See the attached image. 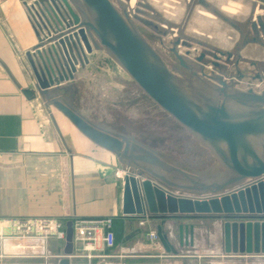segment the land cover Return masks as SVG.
Segmentation results:
<instances>
[{"label": "water", "instance_id": "95a60500", "mask_svg": "<svg viewBox=\"0 0 264 264\" xmlns=\"http://www.w3.org/2000/svg\"><path fill=\"white\" fill-rule=\"evenodd\" d=\"M183 1L185 11L175 22L149 0H24L37 42L25 53L35 82L22 93L38 96L115 156L125 169L122 215L159 220L156 236L165 252L181 255L183 247L194 246L193 226L181 224L173 245L167 220L210 217L221 220L222 255L264 256V58L242 54L253 46L264 51V0H237L248 4L238 18L214 0ZM196 7L236 32L234 42L223 48L187 33ZM92 51L104 52L183 127L216 160V169L188 170L132 134L83 115L73 104L74 79ZM73 248L68 219L57 264H70Z\"/></svg>", "mask_w": 264, "mask_h": 264}, {"label": "crops", "instance_id": "0c3cea01", "mask_svg": "<svg viewBox=\"0 0 264 264\" xmlns=\"http://www.w3.org/2000/svg\"><path fill=\"white\" fill-rule=\"evenodd\" d=\"M218 1L213 2L227 14L237 18L246 14L235 15L240 8L237 0ZM183 11L173 20L179 21ZM188 24L192 35L212 41L209 34L214 23L193 18ZM198 28L204 30L200 35L195 31ZM36 42L24 0H0V219L47 217L65 225L68 219L77 217L110 216L114 235L119 224L127 238L115 240L113 247L99 243L98 250L91 252L74 240L70 264H192L182 260L194 257L188 255L189 251L181 255L167 253L158 239L149 237L150 233L156 234L159 220L122 215L123 181L116 175L115 161H110L113 154L92 143L60 112L46 109L38 96L27 98L22 93V89L33 88L35 82L25 53ZM179 224L193 226L194 246L182 249L202 245L203 239L195 240L197 228L191 219L167 220L173 245L178 244ZM136 231L141 238L134 236ZM214 232L217 237L219 227ZM214 241L210 239L214 245L210 253L220 254L215 256L221 264H264V256L221 255L219 239Z\"/></svg>", "mask_w": 264, "mask_h": 264}, {"label": "rangeland", "instance_id": "374dc122", "mask_svg": "<svg viewBox=\"0 0 264 264\" xmlns=\"http://www.w3.org/2000/svg\"><path fill=\"white\" fill-rule=\"evenodd\" d=\"M26 1L27 3L32 2V0ZM168 1L171 4L176 2V5H182V0ZM165 5H162V9H166ZM166 7L168 8L169 4ZM155 8L167 16L162 9L157 6ZM237 14L239 13H235V15ZM204 21L213 23L211 20ZM221 24L223 25V23ZM213 28L212 32L218 36L219 28ZM227 28L229 29V27ZM190 31L192 30L186 29L189 34H191ZM195 31L199 35L204 32L202 28L195 29ZM141 32L148 39L150 38L148 37L151 35L150 30L141 27ZM209 36L212 39L213 35L209 34ZM167 39L163 38V41L165 42ZM149 41L169 66L175 65L174 59L161 47L157 39L150 38ZM179 49L183 51L184 48L180 47ZM87 58L88 63L83 68L78 67L74 79L77 86L73 88L75 90L73 104L77 106L83 115L92 121H96V123L107 124L122 132L132 134L136 139L149 143L171 162L177 163L188 170L216 169V160L208 154L206 149L189 136L173 118L143 94L104 52L93 51L87 54ZM242 66L246 67V65ZM256 86L260 87L259 85ZM48 108L50 112L59 114V111L54 107L49 106ZM110 158V161H115L116 175L121 182L125 169L119 164L114 155ZM17 218L23 222L27 219H52L57 222L58 229L65 228L62 221L47 217H4L0 219V223L3 222V225L7 227L11 222L10 220ZM218 220L210 217L191 219V222L195 225L194 227L197 228L195 240L200 242V239H203L204 242L201 243V246L198 243L199 247L194 249H182L184 253L189 251L188 255L194 256L182 260L190 261L189 263L192 264H221L219 263V257L215 256L220 254L210 253L214 251L211 249L214 245L211 244L210 239L214 241L220 237V234L217 237L214 236L216 227H219L220 231ZM7 228L8 231L3 230L0 234V239L3 241V246L0 247V264H57V259L62 255L64 237H58L54 232H50L46 233L47 237L42 238L45 232L36 231L33 227L28 230L22 228L11 230L9 227ZM132 228L134 230L135 227ZM174 230L176 235V229ZM134 236L136 238L142 237L140 233ZM125 238H127V235L122 232L120 225L116 224V242H121Z\"/></svg>", "mask_w": 264, "mask_h": 264}, {"label": "built area", "instance_id": "2783aa9c", "mask_svg": "<svg viewBox=\"0 0 264 264\" xmlns=\"http://www.w3.org/2000/svg\"><path fill=\"white\" fill-rule=\"evenodd\" d=\"M9 221V220H8ZM7 225L11 230H19L20 228L28 230L34 228L36 231L45 232L42 238L47 237L46 233L54 232L58 237H64L65 228L58 229V224L52 219H27L21 221L19 218L10 220ZM74 240L82 243V248L85 251H95L99 248V243L104 247H113L115 242V235L113 232V219L110 216H96V217H77L73 220ZM53 223L51 227L50 223ZM0 234L2 229L6 226L3 222L0 223ZM47 230V231H43ZM151 239H157L155 233H150ZM92 256V255H88Z\"/></svg>", "mask_w": 264, "mask_h": 264}, {"label": "bare ground", "instance_id": "6f19581e", "mask_svg": "<svg viewBox=\"0 0 264 264\" xmlns=\"http://www.w3.org/2000/svg\"><path fill=\"white\" fill-rule=\"evenodd\" d=\"M149 1L152 2L154 4V6H157L160 9H162V5H165V3L168 2L169 7L167 8L166 5H168V4H166L165 5L166 9H162V10L165 12L167 17L170 18V19H177L178 16L182 12V8H183V10L185 9V3H184L183 0H182L183 1V5H182L183 7L181 5H179V6L176 5L175 4L176 2L171 4L168 0H160V1L159 0H149ZM135 2H136V0L132 1L131 4L133 5ZM217 2H219V1H217ZM237 3L240 6V8L236 9V13L243 14V13L247 12L248 4L247 5H243L240 1L237 2ZM178 10H179V12H178ZM183 13H184V11H183ZM256 13H262V11H258L257 10ZM193 18H197L199 21H203V22H205L204 20H206V21L211 20L213 23H216L215 24L216 25L215 28L216 29L219 28L220 32H218V36H216V34L214 35L213 32L210 33V34L213 35L212 36L213 40L211 42L216 44V45H218V46H220V47L227 48L236 39V36H237L236 32H234L230 28H229L230 29L229 30L226 25H224V24L222 25L221 22H219L218 20L215 19V17H213L212 15H209L206 11H204L203 9H201L199 7H196V9L193 11V13L191 15L190 22L192 21ZM190 22H189V24H190ZM189 24H188V26H189ZM195 36H197V35H195ZM242 54L245 55V56L253 57V58H264V51L254 47V46L253 47H249V48H247V50L242 51ZM245 184H248V182H246ZM52 224L53 223L51 222L50 223L51 227H53ZM43 231H47V230H43Z\"/></svg>", "mask_w": 264, "mask_h": 264}]
</instances>
